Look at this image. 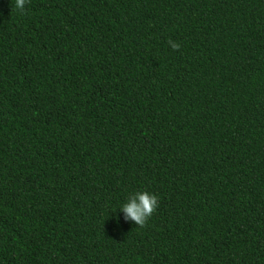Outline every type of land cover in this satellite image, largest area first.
<instances>
[{
	"label": "trees",
	"instance_id": "trees-1",
	"mask_svg": "<svg viewBox=\"0 0 264 264\" xmlns=\"http://www.w3.org/2000/svg\"><path fill=\"white\" fill-rule=\"evenodd\" d=\"M0 264H264V0H0Z\"/></svg>",
	"mask_w": 264,
	"mask_h": 264
},
{
	"label": "clouds",
	"instance_id": "clouds-1",
	"mask_svg": "<svg viewBox=\"0 0 264 264\" xmlns=\"http://www.w3.org/2000/svg\"><path fill=\"white\" fill-rule=\"evenodd\" d=\"M30 0H15V9L24 11L26 3ZM168 44L173 50H179L181 45L169 39ZM159 197L148 191H138L128 197L126 203L120 208L125 220L134 221L138 226L144 227L158 208Z\"/></svg>",
	"mask_w": 264,
	"mask_h": 264
}]
</instances>
